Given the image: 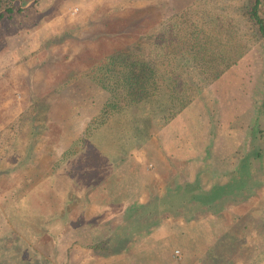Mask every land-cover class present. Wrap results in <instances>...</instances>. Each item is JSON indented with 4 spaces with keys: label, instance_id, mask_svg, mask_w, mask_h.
Wrapping results in <instances>:
<instances>
[{
    "label": "rangeland",
    "instance_id": "1",
    "mask_svg": "<svg viewBox=\"0 0 264 264\" xmlns=\"http://www.w3.org/2000/svg\"><path fill=\"white\" fill-rule=\"evenodd\" d=\"M254 1L0 0L13 7L0 8V264H264V186L211 245L121 240L132 200L226 182L264 150V44L245 19ZM230 19L248 34L245 54L215 80L193 78L211 47L235 53L220 26ZM164 40L180 81L200 86L193 103L167 125L152 106L102 117L99 60L139 47L149 57ZM179 126L192 137L180 149Z\"/></svg>",
    "mask_w": 264,
    "mask_h": 264
},
{
    "label": "trees",
    "instance_id": "2",
    "mask_svg": "<svg viewBox=\"0 0 264 264\" xmlns=\"http://www.w3.org/2000/svg\"><path fill=\"white\" fill-rule=\"evenodd\" d=\"M261 4L262 0L249 4L245 19L251 26L250 30H253L255 36L264 44V16L261 14ZM11 6L9 4L0 8H5V11L11 14ZM0 12V18L6 16ZM220 26L227 35V41L224 42L234 49L235 53L211 47L210 57L206 54L200 55L210 64L197 65L199 69H195L199 73H195L193 78L199 77L200 81L205 82L219 78L235 65L248 49L245 44L248 34L241 26L240 20H221ZM216 39L217 36L210 37L211 46ZM167 43L168 40H164L163 43L155 44L154 48L149 50V57L139 47L138 52L126 53L118 50L99 60L100 78L98 75L96 78L109 94L100 112L102 117L125 108L152 106L155 111H159V115L155 117L161 124L167 125L193 103L194 92L200 86L192 78L184 81L187 84L180 81L183 70L170 63ZM200 56L193 55L192 58L198 60ZM260 109L264 110V99ZM90 122H98L97 117H93ZM258 122L254 121V129ZM260 131L263 134V130ZM175 132L179 141L178 148L187 146V141L192 137L186 135V129L179 126ZM254 139L257 142L255 144H258L253 131L252 144ZM255 151L256 153H249L241 160L242 163L231 171L226 182L204 188L197 180L186 181L169 187L162 195L132 200L123 211L124 222L121 228L125 231L122 242L130 241L136 235H142L145 237L144 242H147L145 240L169 234L172 238L183 237L192 242L195 248L203 247V244L211 245L222 233L230 230V226L237 220V217H229V213L238 206L247 204L262 191L264 166L259 158L264 150L259 144ZM203 214L204 216L199 218ZM154 226L153 231L151 228Z\"/></svg>",
    "mask_w": 264,
    "mask_h": 264
},
{
    "label": "built area",
    "instance_id": "3",
    "mask_svg": "<svg viewBox=\"0 0 264 264\" xmlns=\"http://www.w3.org/2000/svg\"><path fill=\"white\" fill-rule=\"evenodd\" d=\"M176 254H179V250L176 251Z\"/></svg>",
    "mask_w": 264,
    "mask_h": 264
}]
</instances>
